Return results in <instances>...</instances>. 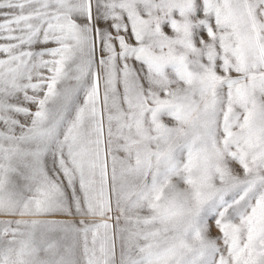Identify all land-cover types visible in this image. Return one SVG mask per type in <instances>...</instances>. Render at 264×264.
Wrapping results in <instances>:
<instances>
[{
	"label": "snow or ice",
	"instance_id": "snow-or-ice-1",
	"mask_svg": "<svg viewBox=\"0 0 264 264\" xmlns=\"http://www.w3.org/2000/svg\"><path fill=\"white\" fill-rule=\"evenodd\" d=\"M0 264H264V0H0Z\"/></svg>",
	"mask_w": 264,
	"mask_h": 264
}]
</instances>
